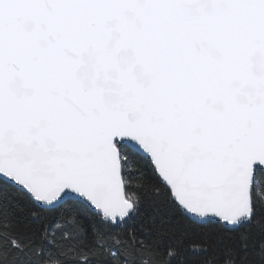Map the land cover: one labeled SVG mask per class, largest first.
Returning a JSON list of instances; mask_svg holds the SVG:
<instances>
[{"label":"snow or ice","instance_id":"snow-or-ice-1","mask_svg":"<svg viewBox=\"0 0 264 264\" xmlns=\"http://www.w3.org/2000/svg\"><path fill=\"white\" fill-rule=\"evenodd\" d=\"M0 264H264V0H0Z\"/></svg>","mask_w":264,"mask_h":264}]
</instances>
